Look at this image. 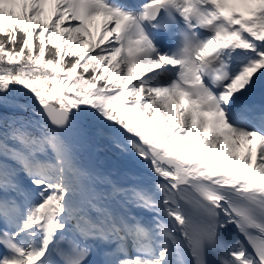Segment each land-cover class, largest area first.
<instances>
[{"label": "snow or ice", "instance_id": "snow-or-ice-1", "mask_svg": "<svg viewBox=\"0 0 264 264\" xmlns=\"http://www.w3.org/2000/svg\"><path fill=\"white\" fill-rule=\"evenodd\" d=\"M0 264H264V0H0Z\"/></svg>", "mask_w": 264, "mask_h": 264}, {"label": "rangeland", "instance_id": "rangeland-1", "mask_svg": "<svg viewBox=\"0 0 264 264\" xmlns=\"http://www.w3.org/2000/svg\"><path fill=\"white\" fill-rule=\"evenodd\" d=\"M51 10H52V6L46 5V11L51 12ZM98 30H99V21L96 22V25L92 29L94 36L98 33Z\"/></svg>", "mask_w": 264, "mask_h": 264}, {"label": "bare ground", "instance_id": "bare-ground-1", "mask_svg": "<svg viewBox=\"0 0 264 264\" xmlns=\"http://www.w3.org/2000/svg\"><path fill=\"white\" fill-rule=\"evenodd\" d=\"M85 163H87V161H85Z\"/></svg>", "mask_w": 264, "mask_h": 264}]
</instances>
